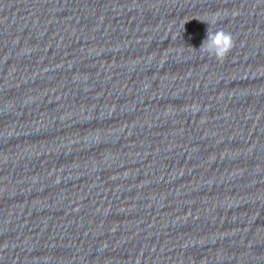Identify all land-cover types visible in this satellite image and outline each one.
Segmentation results:
<instances>
[{"label": "clouds", "instance_id": "1", "mask_svg": "<svg viewBox=\"0 0 264 264\" xmlns=\"http://www.w3.org/2000/svg\"><path fill=\"white\" fill-rule=\"evenodd\" d=\"M216 22V18H213L211 21L213 24ZM234 46L235 40L230 32H226L223 29H217L213 32L208 27L206 39L202 41L199 50L202 53L214 57L217 61H223Z\"/></svg>", "mask_w": 264, "mask_h": 264}]
</instances>
